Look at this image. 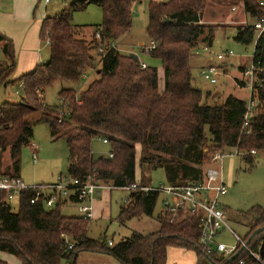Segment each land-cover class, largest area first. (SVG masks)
Returning <instances> with one entry per match:
<instances>
[{
    "label": "trees",
    "instance_id": "trees-1",
    "mask_svg": "<svg viewBox=\"0 0 264 264\" xmlns=\"http://www.w3.org/2000/svg\"><path fill=\"white\" fill-rule=\"evenodd\" d=\"M141 0H74L55 16L42 20L41 44L48 40L49 57L44 63L18 77L15 46L12 38L0 32V41L7 60L0 59V86L11 82L22 84L18 101L0 102V148L9 149L11 165L1 173L19 175V155L24 143L31 141L29 115L38 112L34 122H43L55 138L68 143L67 174L83 178L94 174L103 183L121 187L139 181L146 169L163 168L169 184L202 182L209 155L238 147L242 151L264 149V84L258 89L256 105L250 116V134L241 135L247 100L228 95L222 104L206 102L210 91L196 87L190 59L198 46L213 45L215 28L203 21L205 0H150L147 6L146 33L156 47L147 50L161 60L164 88L159 87V69L141 62L130 54L111 47L127 34L133 24V8ZM227 1H225L226 3ZM247 18L263 14L260 0H242ZM95 4L102 9L103 21L95 25L92 41L82 36L73 23L76 9ZM234 38L244 44L255 41L256 30L249 24L236 27ZM100 34V40L95 34ZM99 43L106 47L100 58L92 53ZM98 59V60H97ZM254 60L264 67V33L254 49ZM95 77L78 92L77 85L85 73ZM71 82L58 96L66 100L67 115L44 101V92L55 83ZM39 92L42 96H39ZM107 139L109 154L95 156L93 139ZM141 145L138 157L137 145ZM112 154V156H110ZM251 154L243 153L252 161ZM141 179L137 177V167ZM204 167V168H203ZM34 192L24 191L18 198V209L0 191V251L15 255L20 264H77L81 251L108 253L119 264H167L172 246L194 249L199 261L207 256L213 264H223L228 257L217 251H203L198 239L200 217L178 212L175 216L161 210L160 223L150 233L134 231L129 237L110 245L106 238L88 236L91 219L66 214L62 206L68 200L47 206L41 199L31 202ZM159 198L157 192L143 195L128 193L122 202L117 220L153 216ZM73 199V198H72ZM241 222L248 227L244 239L264 256V207L252 206L243 211ZM240 247L238 248V250ZM252 258L243 249L235 260ZM198 261V264H199ZM0 264L7 261L0 258Z\"/></svg>",
    "mask_w": 264,
    "mask_h": 264
},
{
    "label": "rangeland",
    "instance_id": "rangeland-1",
    "mask_svg": "<svg viewBox=\"0 0 264 264\" xmlns=\"http://www.w3.org/2000/svg\"><path fill=\"white\" fill-rule=\"evenodd\" d=\"M74 0H51L46 3L40 0L36 10V17L41 18L42 13L47 16H55L64 8L71 7ZM159 1V0H158ZM167 1V0H163ZM225 1H227L225 3ZM149 0H142L135 4L133 8V24L124 44L118 48L123 54L133 53L138 55L141 61L156 66L161 72V60L151 57L147 51L142 50V44H148L146 27L148 24L147 6ZM242 0H205L203 21L207 24L218 26L215 28V37L213 45L205 47L203 45L194 49V54L190 59L192 72L194 75V85L204 92L210 91L206 102L210 104H222L223 100L230 94L238 95L245 100L249 98V89L243 88L238 79L241 75V67L244 63L251 61L255 49V42L244 44L237 41L234 36L238 26H241L245 18ZM236 6V10H232ZM247 17V16H246ZM42 19V18H41ZM249 21L250 19L247 18ZM103 21L102 9L95 4H90L85 9H76L73 13V23L76 28L86 35V39L92 41V32L95 25ZM84 33V35H83ZM4 43L0 41V59L7 60L3 51ZM233 50L234 55L222 62L216 59L219 52ZM39 52V62H46L49 57L48 43L41 44ZM92 53L98 57L96 50ZM98 60V59H97ZM210 61V62H208ZM212 61V62H211ZM210 63L218 67L217 82L212 83L205 79L201 71ZM245 64V65H246ZM241 67V68H240ZM14 74L20 76L24 74L16 65ZM95 77L91 72L85 80L77 85L78 92H81L89 82ZM7 81V85L0 86V102L4 100L18 101L23 94L22 84ZM73 83L62 82L48 86L44 92L45 103L51 106H60L61 101L58 92L62 87H70ZM160 89H163V79L160 80ZM37 111L29 115L32 125V142L37 145L39 157L35 162L32 158L31 145L24 143L19 155V173L22 179L27 183H48L55 182L58 176H66L68 168V143L65 138H55L52 136L50 128L46 123L34 122ZM138 157L141 151V145H137ZM236 148H229L227 151H235ZM93 151L95 156L109 154V145L104 143L101 137L93 139ZM252 161L245 158L243 154L226 156L223 162H220L219 168L222 171L223 178L228 185V192L220 197L224 205L230 227L242 238L248 232V227L241 222L243 211L252 206L260 205L264 207V149H258L251 154ZM12 158L9 149L2 151L0 148V171L4 172L11 165ZM206 168V165L204 166ZM203 167V168H204ZM137 177L141 179V169L137 167ZM144 181L148 185L167 184V179L163 168L155 170L146 169L143 175ZM142 180V179H141ZM111 195L104 201L105 193L99 196L95 195L98 201L96 208L100 210L98 218H92L89 223L88 236L96 239H112L115 243L129 237L134 231L141 233H150L157 230L160 226L156 214L161 208V199L158 198L155 214L153 216H141L127 220L125 224H120L117 215L122 202L128 196V191L120 187L111 189ZM126 201V200H125ZM13 210L18 209V200L12 201ZM63 211L69 215H78V206L75 202H68L62 206ZM218 239L227 244H233L234 234L229 230L222 232ZM8 264L17 258L10 253L0 251ZM8 258V259H7ZM169 260V257H168ZM199 259H197V262ZM168 262V261H167ZM77 264H119L117 259L108 253L81 251L77 258ZM199 264H213L207 256H203Z\"/></svg>",
    "mask_w": 264,
    "mask_h": 264
},
{
    "label": "built area",
    "instance_id": "built-area-1",
    "mask_svg": "<svg viewBox=\"0 0 264 264\" xmlns=\"http://www.w3.org/2000/svg\"><path fill=\"white\" fill-rule=\"evenodd\" d=\"M51 0H44L48 3ZM260 5L263 8V14L257 18L250 19L245 16L242 20L243 24L252 25L256 30L255 45L261 34L264 33V0H260ZM242 6L244 4L242 3ZM236 6H232V10H236ZM95 38L100 40V34L96 32ZM49 41L46 40V43ZM111 47L117 48V42L110 44ZM156 47L155 41H150L147 44V50H152ZM207 49V47H205ZM99 56L106 53L104 44L99 43L96 48ZM234 55L233 50L219 52L216 59L224 62L230 56ZM141 66L144 68L146 63L142 62ZM241 71V77L238 79L243 88L249 89V98L247 100V109L244 114V120L241 127V135L250 134L251 130L248 128L250 116L256 105L258 89L264 84V67L258 65L254 60V53L251 61L244 65ZM202 76L212 83L217 82L218 67L208 63L202 71ZM89 76L88 73L83 75L84 79ZM39 96L42 93L39 92ZM61 105L57 107V112L62 117L67 115L66 100H60ZM104 142L107 139H102ZM32 149V158L36 162L39 157L37 145L32 142L29 143ZM255 153V149L242 151L238 147L233 151H217L209 155L210 164L205 168V176L202 182L190 184H160L148 185L135 181L131 184L121 186L128 192L136 191L147 195L150 192H157L162 196L161 211L165 214L175 216L178 212L194 213L200 217V236L198 244L203 251L212 252L217 251L224 257H229L239 250H245L254 261L253 264H264V256L259 246L254 249L247 241L238 235L229 225L228 217L225 209L220 201L222 195L227 194L228 185L223 178L220 162L226 156H233L243 153ZM112 156V154H110ZM116 186L108 183H103L96 178L94 174H87L83 178L73 177L66 174V176H58L55 182L48 183H27L20 175L6 174L0 172V191L6 194V199L13 201L18 200L19 196L26 190L34 192L31 202H38L43 200L47 206H54L59 201H72L78 206V215L84 219H92L94 217L95 195L99 194L104 189H113ZM73 198V199H72ZM127 200V199H126ZM229 230L234 234L235 241L233 244H227L218 239L222 232ZM111 245L112 240H108ZM237 257V256H236ZM236 257L233 259L235 260ZM231 260L230 262H232ZM229 262V263H230ZM228 263V264H229ZM232 264H250L245 259H238Z\"/></svg>",
    "mask_w": 264,
    "mask_h": 264
},
{
    "label": "crops",
    "instance_id": "crops-1",
    "mask_svg": "<svg viewBox=\"0 0 264 264\" xmlns=\"http://www.w3.org/2000/svg\"><path fill=\"white\" fill-rule=\"evenodd\" d=\"M39 2L40 0H0V32L13 39L15 46V54H16V64L18 68L19 66H21V70L23 73L32 71L33 69L36 68L37 64L42 63L39 62L38 50H40L41 48L40 31H41L42 20L47 15L42 13L41 16L42 19L36 17L35 13ZM129 32L124 36H122L117 41V45L118 44L121 46L126 45L124 44V42L125 39L128 37L127 35L129 34ZM145 46H147V44H142V50H144ZM130 53L133 52L131 51ZM96 54H98L97 50H96ZM98 57L100 58L99 54ZM139 61L141 63L142 62L146 63L145 61H141L140 59ZM245 64L246 63H244L241 67H243ZM163 76H164V70L163 67H161V72L159 70V87H160V80L163 79ZM14 77L16 78L18 76L13 74L12 78ZM163 88H164V79H163ZM238 97L242 98L240 96ZM102 192L105 193L104 201H106L108 200L112 191L111 189H104L98 195L100 196ZM126 199L127 197L124 199V201ZM93 204H94L93 218H98L99 216H101L100 210L96 208L98 201L94 199ZM160 210L161 208L159 209V211ZM108 240L110 239H107V241ZM168 257L169 260L167 264H198L197 253L195 252L194 249L191 248H186L182 246H172L169 248ZM0 258L4 259L5 257L3 255H0ZM16 258L17 260L12 261L11 264H20L19 258L18 257Z\"/></svg>",
    "mask_w": 264,
    "mask_h": 264
},
{
    "label": "water",
    "instance_id": "water-1",
    "mask_svg": "<svg viewBox=\"0 0 264 264\" xmlns=\"http://www.w3.org/2000/svg\"><path fill=\"white\" fill-rule=\"evenodd\" d=\"M131 56L134 57L135 59L139 60L137 54H135V53H131ZM263 229H264V226L259 227V228L254 232V234H255V233H259V232L262 231ZM248 242H249V240L247 241V243H248ZM240 251H241V250H238L237 252H235L234 254H232L231 256H229V257L225 260V262H224L223 264H228L231 260H233L236 256L239 255Z\"/></svg>",
    "mask_w": 264,
    "mask_h": 264
}]
</instances>
